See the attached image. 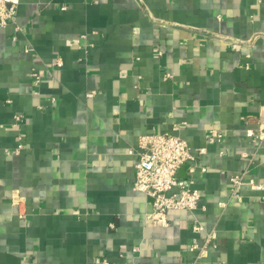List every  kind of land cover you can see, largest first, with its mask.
<instances>
[{"label":"crops","instance_id":"0c3cea01","mask_svg":"<svg viewBox=\"0 0 264 264\" xmlns=\"http://www.w3.org/2000/svg\"><path fill=\"white\" fill-rule=\"evenodd\" d=\"M16 24L0 28V264H264V139L246 135L264 129V0H19ZM165 132L205 152L176 173L199 206L162 225L133 180L138 137Z\"/></svg>","mask_w":264,"mask_h":264},{"label":"built area","instance_id":"2783aa9c","mask_svg":"<svg viewBox=\"0 0 264 264\" xmlns=\"http://www.w3.org/2000/svg\"><path fill=\"white\" fill-rule=\"evenodd\" d=\"M19 0H0V28L13 25L14 30H19L16 24V16ZM15 39V36H12ZM61 65V60L55 62ZM35 83L40 81L36 72L32 73ZM169 75H166V77ZM93 92L87 93L91 96ZM19 119V116H16ZM246 135L254 141L262 142L264 139V129L255 132L252 129L246 130ZM222 137L221 133L211 129L207 140L218 141ZM20 147V146H19ZM137 153L135 162V172L133 189L141 191L151 197L152 212L148 218L155 224H167V212L175 209L192 211L199 206L200 193L197 189L189 185L180 184L176 173L178 168L186 161H194L196 156L205 152V147L196 148L192 151L187 142L174 132L144 134L138 137L134 150ZM240 156L246 158L245 151ZM205 170V168H202ZM246 170L231 175L232 183L231 195H237V188L245 182ZM254 189L263 188L262 184L250 183ZM224 208L226 202H219ZM194 232L204 230L199 221L191 223ZM215 234L213 231L205 232L201 242L191 241L189 250L196 252L195 261L205 256L210 246H215Z\"/></svg>","mask_w":264,"mask_h":264}]
</instances>
